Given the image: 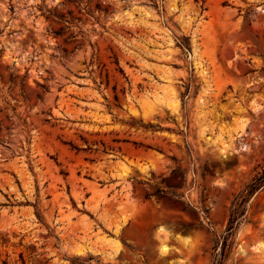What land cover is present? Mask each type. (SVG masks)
I'll return each instance as SVG.
<instances>
[{
    "label": "rangeland",
    "instance_id": "1",
    "mask_svg": "<svg viewBox=\"0 0 264 264\" xmlns=\"http://www.w3.org/2000/svg\"><path fill=\"white\" fill-rule=\"evenodd\" d=\"M259 164L264 0H0V264H213Z\"/></svg>",
    "mask_w": 264,
    "mask_h": 264
},
{
    "label": "trees",
    "instance_id": "2",
    "mask_svg": "<svg viewBox=\"0 0 264 264\" xmlns=\"http://www.w3.org/2000/svg\"><path fill=\"white\" fill-rule=\"evenodd\" d=\"M264 191V164H259L256 174L235 196L229 214V220L225 232L223 233L221 253L214 257L213 264H223L227 253L230 252L234 244V239L241 222L246 218L248 206L251 200ZM218 251L217 246L215 247Z\"/></svg>",
    "mask_w": 264,
    "mask_h": 264
},
{
    "label": "bare ground",
    "instance_id": "3",
    "mask_svg": "<svg viewBox=\"0 0 264 264\" xmlns=\"http://www.w3.org/2000/svg\"><path fill=\"white\" fill-rule=\"evenodd\" d=\"M163 248H164V249H163V251H164V252H166V253H167V252L169 251V249H168V247H167V246H165V247H163Z\"/></svg>",
    "mask_w": 264,
    "mask_h": 264
}]
</instances>
